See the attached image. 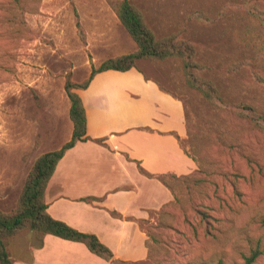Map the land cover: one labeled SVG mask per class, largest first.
I'll return each instance as SVG.
<instances>
[{
	"label": "rangeland",
	"instance_id": "374dc122",
	"mask_svg": "<svg viewBox=\"0 0 264 264\" xmlns=\"http://www.w3.org/2000/svg\"><path fill=\"white\" fill-rule=\"evenodd\" d=\"M117 1L0 0L2 211L18 205L37 158L69 137L66 80L83 82L93 66L137 48ZM131 2L157 36L176 32L196 45L221 101L213 106L190 89L176 59L137 60L182 100L187 137L172 143L170 155L185 150L194 167L168 180L174 199L140 225L148 257L129 264L242 263L255 248L262 251L255 264H264V132L240 113L244 104L264 113V85L256 78L264 68V30L246 12L264 0ZM38 242L25 230L9 249Z\"/></svg>",
	"mask_w": 264,
	"mask_h": 264
},
{
	"label": "crops",
	"instance_id": "0c3cea01",
	"mask_svg": "<svg viewBox=\"0 0 264 264\" xmlns=\"http://www.w3.org/2000/svg\"><path fill=\"white\" fill-rule=\"evenodd\" d=\"M78 92L93 139L78 141L58 162L45 191L48 212L96 234L126 264L145 261L140 221H152L174 199L157 175H186L194 167L185 150L170 155L172 143L187 137L184 104L136 67L100 71ZM72 131L73 124L66 141ZM90 197L98 201L85 200ZM12 258L13 264H111L83 242L50 233L42 243L18 245Z\"/></svg>",
	"mask_w": 264,
	"mask_h": 264
},
{
	"label": "trees",
	"instance_id": "16d2710c",
	"mask_svg": "<svg viewBox=\"0 0 264 264\" xmlns=\"http://www.w3.org/2000/svg\"><path fill=\"white\" fill-rule=\"evenodd\" d=\"M9 1L12 3L20 2V0ZM114 9L118 19L136 42L137 48L125 54L109 57L97 67L93 66L89 77L83 82L66 80L65 90L70 100L69 115L73 124L72 136L59 148L46 151L37 158L26 179L16 208L11 212H4L0 209V264H13L12 251L9 246L12 240L25 230L34 231L41 243L48 233L83 242L90 251L110 261L111 264H125L123 260L114 257L113 251L96 234L80 231L68 223L54 218L48 212V203L45 198L46 187L66 151L80 140L93 139L87 135V112L78 90L88 87L96 73L107 69L122 71L133 67L140 69L136 64L139 59L160 61L176 59L179 61L187 86L211 105H220L221 96L218 93L217 84L206 76L207 66L198 58L196 45L192 41L181 37L176 32L157 36L148 25L141 10L131 0H118ZM246 12L264 30V5L256 3L247 7ZM262 58V65L264 66V54ZM143 73L146 79H151L145 72ZM256 78L264 85V68L257 74ZM159 86L162 90L179 98L160 84ZM242 108L247 112H240L241 115L247 117L253 126L264 132V113L259 112L250 104H244ZM94 140L100 143L106 142V138ZM157 177L171 189L169 179H181L186 175L160 174ZM85 200L95 203L98 198L90 197L85 198ZM110 211L116 216H121L116 209H110ZM142 223L143 221H140V225ZM261 253L259 248L252 249L248 254L243 255L242 263L234 264H255ZM215 264L225 263L219 261Z\"/></svg>",
	"mask_w": 264,
	"mask_h": 264
}]
</instances>
